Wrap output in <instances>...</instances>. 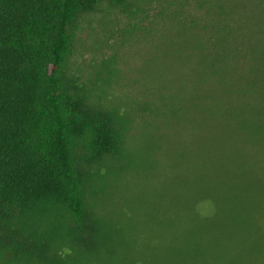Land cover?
I'll return each mask as SVG.
<instances>
[{"label":"trees","instance_id":"trees-1","mask_svg":"<svg viewBox=\"0 0 264 264\" xmlns=\"http://www.w3.org/2000/svg\"><path fill=\"white\" fill-rule=\"evenodd\" d=\"M102 1L127 3L0 0V264H99L103 250L116 264H264V175L236 147L154 206L136 204L149 216L122 221L140 238L132 259L114 248L123 227L87 207L103 179L91 166L131 164L122 115L91 107L64 77L72 25ZM249 136L264 144V120Z\"/></svg>","mask_w":264,"mask_h":264},{"label":"rangeland","instance_id":"rangeland-1","mask_svg":"<svg viewBox=\"0 0 264 264\" xmlns=\"http://www.w3.org/2000/svg\"><path fill=\"white\" fill-rule=\"evenodd\" d=\"M72 32L64 77L91 107L125 123L131 164L95 163L101 189L87 196L91 212L123 227L113 235L120 258L132 259L140 241L122 221L149 216L136 204L169 196L203 159L238 148L264 175V144L249 138L264 120V0L102 1L80 13ZM102 254L96 263L116 264Z\"/></svg>","mask_w":264,"mask_h":264}]
</instances>
